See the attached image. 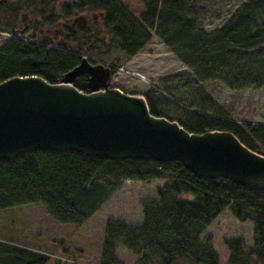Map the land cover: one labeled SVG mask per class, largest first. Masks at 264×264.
<instances>
[{
    "label": "trees",
    "instance_id": "trees-1",
    "mask_svg": "<svg viewBox=\"0 0 264 264\" xmlns=\"http://www.w3.org/2000/svg\"><path fill=\"white\" fill-rule=\"evenodd\" d=\"M138 1L142 12L134 16L119 0H7L0 7V29L9 34L0 45V82L34 75L58 83L79 64L80 55L101 56L117 49L130 58L154 35L188 72L167 76L175 87H151L142 94L149 113L174 120L192 133L229 131L264 155V123L237 122L197 87L209 81L229 90L264 86V0H244L211 30L201 25L202 0ZM22 10H30L33 17L27 37L14 32ZM80 12L90 13L91 23L72 30L66 23ZM58 23L65 47L43 37ZM100 34L109 37L107 46L99 41ZM72 85L88 92L85 75ZM182 87L191 93L181 92ZM155 179L164 182L155 189V198L140 201L139 222L105 220L97 264H123L115 254L118 246L136 257L135 264H220L211 237L201 235L225 210L237 221L252 224L250 245L243 237L224 239L229 252L225 264H264V182L241 185L199 178L177 161L109 160L70 150L22 153L0 161V210L36 203L54 221L79 227L123 181ZM49 262L39 250L0 242V264Z\"/></svg>",
    "mask_w": 264,
    "mask_h": 264
},
{
    "label": "water",
    "instance_id": "water-1",
    "mask_svg": "<svg viewBox=\"0 0 264 264\" xmlns=\"http://www.w3.org/2000/svg\"><path fill=\"white\" fill-rule=\"evenodd\" d=\"M73 23L86 20L79 16ZM110 73L109 66L82 57L58 83L34 75L0 82V161L70 150L109 160L177 161L195 177L241 185L264 182L263 154L229 131L192 133L151 115L141 96L109 87ZM79 75H86L88 92L72 85Z\"/></svg>",
    "mask_w": 264,
    "mask_h": 264
},
{
    "label": "rangeland",
    "instance_id": "rangeland-1",
    "mask_svg": "<svg viewBox=\"0 0 264 264\" xmlns=\"http://www.w3.org/2000/svg\"><path fill=\"white\" fill-rule=\"evenodd\" d=\"M61 1L63 0H59ZM119 1L134 16L142 12V6L138 0ZM243 1L202 0V27L206 30L220 27L228 15ZM2 27L3 24L0 23V28ZM29 33L30 31L24 36L27 37ZM8 37L9 34L0 29V45ZM98 38L103 39L104 46L109 44V37L106 34H100ZM80 56L115 66L114 73L108 82L109 87L125 94L141 97L151 87H157V89L163 85L175 87L174 83L169 82L170 79L167 76L187 71L186 67L175 59L154 35H151L145 46L130 58L123 57L117 49L101 56L94 52ZM114 58H117L116 63ZM197 87L209 93L213 102L237 122L264 123V86L257 89L229 90L220 82L209 81L197 84ZM180 91L186 94L191 93L184 87ZM164 95L169 101H173L171 96L165 93ZM171 109L173 111L174 107L172 106ZM173 115H176V112ZM163 182L159 179L147 182L123 181L109 200L79 227L54 221L44 208L36 203L0 210V242L39 250L49 258L48 264H54V261L66 264L71 262L97 264L105 220L112 218L126 223L139 222L140 201L145 198H155V189ZM205 234L211 237V246L216 251L220 264H225L229 252L224 239L243 237L246 245H250L252 224L249 221H237L228 210H225L204 229L201 236ZM115 254L123 264H135L136 257L122 247L118 246Z\"/></svg>",
    "mask_w": 264,
    "mask_h": 264
},
{
    "label": "flooded vegetation",
    "instance_id": "flooded-vegetation-1",
    "mask_svg": "<svg viewBox=\"0 0 264 264\" xmlns=\"http://www.w3.org/2000/svg\"><path fill=\"white\" fill-rule=\"evenodd\" d=\"M7 0H0V7L1 5H3L4 3H6ZM85 13V14H84ZM83 14L85 15L84 18L86 20L85 24H81V23H71L72 19L67 21V25L72 29L75 30L76 28H78L79 26H86L89 23H91L92 18L90 17V13H86L84 12ZM100 15V14H98ZM99 17V16H97ZM32 15L30 14V10H22L18 13L17 15V22L15 23V27H14V32L16 34L19 35H23L27 32H31L32 29ZM74 18V17H73ZM17 24V25H16ZM63 30H62V25L61 23H58L56 26H54V28L52 29H46L45 33L43 34V37L45 40H49L51 42H55V43H62L65 42L64 36H63ZM25 37V36H24ZM99 41L104 45V41L102 38H98Z\"/></svg>",
    "mask_w": 264,
    "mask_h": 264
}]
</instances>
